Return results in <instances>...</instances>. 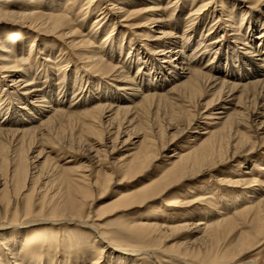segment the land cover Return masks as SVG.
<instances>
[{"label":"bare ground","instance_id":"6f19581e","mask_svg":"<svg viewBox=\"0 0 264 264\" xmlns=\"http://www.w3.org/2000/svg\"><path fill=\"white\" fill-rule=\"evenodd\" d=\"M263 170L264 0H0V264H257Z\"/></svg>","mask_w":264,"mask_h":264},{"label":"rangeland","instance_id":"374dc122","mask_svg":"<svg viewBox=\"0 0 264 264\" xmlns=\"http://www.w3.org/2000/svg\"><path fill=\"white\" fill-rule=\"evenodd\" d=\"M253 12H257V11H253ZM204 31V30H203ZM224 55L226 54V52H224L223 53ZM228 55V54H227ZM83 83H84V81H83ZM175 149V147H173L172 149H170L168 152H167V154H170V153H172V151ZM242 159V160H241ZM245 161H246V157L245 156H243L242 155V157L239 159V161L237 162L236 161V163H234V164H236V165H232V167H231V169L233 170V169H236L235 167L237 166V165H239V164H243V163H245ZM241 162V163H240ZM260 162H258V164H259ZM246 164V163H245ZM241 168V167H240ZM244 169V168H243ZM262 175H264V170L262 171ZM210 176V174H206V175H204L202 178H200V179H205L206 180V178L207 177H209ZM202 180H200L199 182L197 181V180H195V179H191L188 183H193V182H198V184L197 185H195V186H199V185H202L203 183H204V181L205 180H203V183H200ZM127 182V181H126ZM208 182V180L205 182V183H207ZM128 184H130V182H128ZM192 186V184H190L189 185V188ZM116 187V186H115ZM115 187H113V188H111L110 190H108V191H105L104 193H98L99 195H97V196H103L101 199H99L100 201L98 202V204H97V207H96V209L99 207V206H101V205H103V204H105V203H107V202H109L111 199H113V196H112V193L114 192V190H116V188ZM193 188V187H192ZM192 188H190V190L192 189ZM175 192H181V191H175ZM185 192V191H184ZM186 192H189V190H186ZM216 192L214 191L213 192V194H215ZM193 194H195V193H193ZM222 200V201H224L225 199H224V195H219L218 197H217V200ZM93 200V199H92ZM92 202V201H91ZM199 215V214H198ZM129 217V215H123V212L122 213H115L114 215H110V216H107V217H105L103 220H102V223L103 224H105V225H107L109 228H111V229H113V230H115V229H117L118 228V226H119V224L123 221V220H125V219H127ZM202 216H200V217H198L197 219H199V218H201ZM246 260H254V261H256V263L257 264H264V244L263 245H261V246H259V247H257L256 249H254L252 252H250L247 256H246V258H245ZM160 264H185L183 261H181V260H178V259H161L160 260Z\"/></svg>","mask_w":264,"mask_h":264}]
</instances>
